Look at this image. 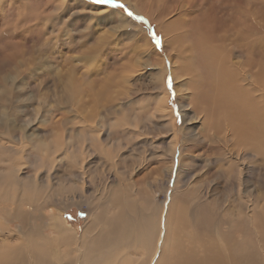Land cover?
Returning <instances> with one entry per match:
<instances>
[{"label": "rangeland", "instance_id": "rangeland-1", "mask_svg": "<svg viewBox=\"0 0 264 264\" xmlns=\"http://www.w3.org/2000/svg\"><path fill=\"white\" fill-rule=\"evenodd\" d=\"M115 3L124 7L100 5L93 0H0V79L10 84L18 79L10 103L7 100L10 96L0 89V123L7 126L9 147L19 148L24 142L28 153L36 154L37 145L45 134L51 135L55 142L62 139L53 135L57 134L53 132L57 128L68 126L66 129L74 128L81 134L83 125L79 124L77 115L86 112L96 116L98 123L103 120L102 124L113 120L111 111L120 110L116 119L125 117L131 121L134 119L131 116L152 115V94L160 80L152 75V67L155 64L160 65L156 69L165 66L168 72L164 83L177 121L178 137L184 144L178 162L171 163L160 156L161 151L167 150L170 136L159 125L154 129L147 125V134L138 139L132 138L126 127L124 133L115 128L111 138H114V143L123 144L121 155L112 151L107 155L96 146V155L92 159L91 156L86 158L87 169H91V182L84 181L90 193L112 192L114 198L104 205L96 201L92 206L84 204L82 208L70 206L65 213L60 207H55L51 215L61 213L66 216L67 222L80 233L96 220L94 227L101 229L103 235H110L124 221L129 222L127 218L135 215L138 212L136 209L153 211L158 228L157 236L153 237L154 243L150 244L153 253L144 256L130 250L133 253L130 260L143 264H150L152 259L171 257L177 250L189 252L193 244L199 247L196 251L199 256L196 252L192 253L198 260H204L212 248L208 252L201 250L200 243L201 248L205 247L203 249L215 245L225 253L223 250L230 243L224 239L229 237L236 246L252 245L255 252V221L264 219V153L257 152L256 148L255 153L243 149L239 158L230 146L217 139H209L211 134L207 135L200 124L186 123L185 111L180 103L186 100L187 108L194 110H191L193 101L185 97L188 86L183 84H186L187 78L184 76L185 79L175 81L170 69L175 62L172 58L175 52L171 49L175 50L176 46L181 49L185 43H190L195 29L204 26L205 37L215 49V58L211 59L215 63L210 60L211 65H219L225 71L229 69L228 65H238L240 71L246 69V76H258L264 71L261 69H264V0H115ZM42 11H45L44 14ZM20 15L29 22L26 20L17 26ZM173 23L175 26L169 34L170 39L173 37L170 48V44L165 43L163 25ZM179 23L182 28L178 27ZM195 24L197 27L193 26ZM16 26L19 28L17 34L8 36L12 27L14 30ZM242 32L247 33L244 35ZM177 37L179 42L176 45ZM148 44L150 50H145L144 46ZM148 51H151L152 57L147 55ZM124 65L136 69L127 75L120 74ZM206 74L204 85L207 83L205 86L210 91L211 79ZM225 79L229 80L228 74ZM228 80L226 83H231L234 88L242 86L237 79ZM71 85L83 89V104L73 101L74 96L69 91ZM256 97V101L263 106L264 101L260 96ZM70 106L75 108V112L70 111ZM37 112L36 122L31 124L26 137L14 135V128L24 127ZM242 115L248 123L250 113L243 111ZM257 129L255 125V137L260 138ZM231 153H235L234 156ZM139 155L142 156L139 158ZM17 157L22 168L28 164L20 155ZM132 163L136 164L130 168ZM74 169L76 171L66 174L56 169L55 174L63 176V182H69L74 180L73 175L81 171L79 165ZM132 169L138 171L136 174L133 172V176ZM35 176L36 171L30 170L23 178L32 183ZM80 182L77 184L81 185ZM121 195L127 197L128 206L118 205ZM47 218L48 221L40 225L32 222V229L38 232L36 239L42 238L43 232L51 228L52 220L49 216ZM125 223L127 230L128 224ZM124 226L120 229L125 230ZM138 254L142 257L138 258Z\"/></svg>", "mask_w": 264, "mask_h": 264}, {"label": "bare ground", "instance_id": "bare-ground-1", "mask_svg": "<svg viewBox=\"0 0 264 264\" xmlns=\"http://www.w3.org/2000/svg\"><path fill=\"white\" fill-rule=\"evenodd\" d=\"M44 12L42 11L43 14ZM26 20L28 19H23L22 15H20L17 20L18 24L16 25L18 26L21 23L27 22ZM173 24L168 26L163 25V28L165 29L163 30L166 35L165 43L170 44V48L173 44V37L170 39L169 34L175 26V23ZM196 25L197 24L193 26ZM17 26L14 30H12L14 26L12 27V33L8 34V36L17 34L19 30ZM178 27L182 28V24L179 23ZM210 31L212 32V30ZM242 33L246 35L245 33L247 32ZM242 33L240 35H242ZM220 35H223V33ZM214 36L217 37V35ZM207 38L210 39L208 34ZM220 39L222 40V38ZM213 40L214 37L211 41ZM209 41H207L205 37V27H197L195 29V36L190 43H185L184 47L181 46L182 50L178 49L177 46L176 48L174 47L175 50L171 49L172 52H175L174 56L172 55L175 62H173L174 66L172 67V70L170 69V73L175 81H180L184 76L187 78L186 84H183V86H188V90L185 88V97H189L194 103L191 110L196 109L195 111H190L187 108L188 105L186 104V100L180 103L182 109L185 111L186 123H189L190 121V124H200L202 126L201 129L207 131V135L211 134L209 139H217L225 146H230L233 152L235 151L237 153L236 156L239 158L243 149H249L255 153L256 148L257 152L264 153V143L262 142L264 141V103L263 106H261L260 103L256 101L257 95L258 97L260 96L259 98H261L262 101H264V71H261V69H264H260L261 75L258 73L259 75L255 77L257 79L255 83V78L247 75L248 78L246 76V69L240 71L238 65H232L229 67L227 64L229 69L226 71L223 70V67L221 66V68H219V65H211L210 60L214 57L213 51H215V49L210 46ZM178 42L179 39L177 37L176 45ZM215 43L213 42L212 44ZM144 49L150 50V45H145ZM146 53L148 56L152 57L151 51ZM15 54L18 53L15 52ZM198 56H200V59ZM225 63L227 62L225 61ZM159 66L160 65L155 64L154 68L152 67V75L158 76L160 80H157L159 82L157 84L158 86L156 87V91L152 94L153 111L152 115L148 117H142L138 114L130 117L134 118L132 121L125 117L116 119L117 114L119 116L121 113L120 110H117L111 111L110 113L113 120L106 121L102 124L103 120H101L100 123L96 122L97 117L94 115L91 116L90 113L86 112L83 115L79 114L77 115V119L79 120V124L83 125L81 134L80 130L77 131L74 128L66 129L68 126L66 128H57L53 130V132H56L57 134L53 133V135L60 139L62 137V139L55 142L51 135L45 134L44 139L39 145L34 143L38 146L36 154L28 153L26 147L27 144L24 142L20 144L19 148L9 147L10 141L7 135V126L0 123V259H2L0 260V264H143L138 261L132 262L130 260L132 259V252L130 250H136L144 256L153 253L150 244L153 245V237L155 234L157 236L158 232L153 217V211L142 212L140 208L136 209L138 212L127 218L129 220V222L127 221L128 223L126 222L128 225L125 221L123 222V225L120 223L122 225L121 227H123L125 223L128 226V229L126 230L125 226V230L120 229L121 227H117L112 233L110 232V235H103L104 232L102 233L101 229L94 227V225H97L96 220L88 226L86 225L87 227H85L83 232L80 233L75 227H73L74 225L72 226L67 222L68 218H66V216H62L61 213L51 215V211L52 208L60 207L65 213L70 206L77 205L81 207L84 204L92 206L96 201L101 205H104L109 199L114 198L112 192H101L98 194H94L93 192L90 193L86 190L84 181L87 179L89 184L91 182V180H89L92 179L90 176L91 169H87L89 166L86 163V158H90L91 156L92 159V156L94 154L96 155V146L99 150L101 149L102 152H105V154L109 151L120 154L121 148L123 149V144L120 145L118 141L114 143V138H111V134H113L115 130H122L124 133L126 127V129L129 130L130 136L138 139V137H145L147 134V131H145L147 125L152 129L157 128V125H159L160 129L165 130L166 133L169 134L167 136H170L169 146L166 151H161L160 156L169 159L171 163H174V161L178 162V155L180 150L184 149V144L181 143L178 137L179 129L176 127L177 121L174 117L173 109L170 106L169 91L164 83L168 69L164 68L165 66L161 69L155 68ZM146 68L150 67L146 66ZM135 69L134 66H131L130 68L129 66L124 65L120 68V74L127 75ZM205 72L211 79V84H209L211 87L210 91H208L206 87L207 83L205 84L206 86L204 85ZM227 74L229 75L230 82L232 79H237L240 83L242 82V86L238 85L237 88H234L231 86V83H226L228 80L225 79ZM0 80L2 81H0V89L3 93L10 96H6L10 103L12 94L15 95L13 91L16 89V82L18 79L13 81V84H10L6 80ZM212 80L214 81V84L212 83ZM219 84L220 87H218ZM65 86V88H67V85ZM71 86L72 88L70 87L71 90L69 91L74 96L73 101L83 104V97L81 95L83 94V89L80 87L78 88L77 85ZM255 94L257 95L255 96ZM209 96L211 97L209 98ZM60 97L62 96L60 95ZM259 98L258 100H260ZM69 99L71 102V98ZM64 103H66V101ZM77 108L79 107L77 106ZM73 109L75 108L72 107L70 111L75 112ZM243 111L250 113L248 123L243 119ZM39 112L35 114L34 118L28 120L24 127H15L14 135L26 137L28 129H31V124L36 122ZM203 112L207 114V117ZM193 114H195L194 117ZM99 117L100 115L98 114V120L100 119ZM255 125L258 127L257 131L260 133V138L255 137ZM96 126L97 128L94 129ZM127 137L128 136H126V138ZM197 137L200 136L197 135ZM231 154L234 156L235 153ZM19 155L21 159H26L28 162L23 168L17 161V156ZM141 156L142 155H139V158ZM135 164L136 163H132L130 168ZM77 165L80 166L81 171H78L73 176L71 175L74 180L71 179L69 182H63V176L58 175L57 177L55 174L57 172L56 169L62 170L65 174L73 172ZM30 170L36 171V176L32 183H29L23 178ZM83 171L89 176H85V174L82 173ZM133 172L136 174L138 171L132 169V176L134 175ZM78 182H80L81 185L77 184ZM124 196L121 195L120 203L118 205L128 206L127 197ZM104 197L106 198L104 199ZM48 216L52 220L51 228L48 231L43 232L42 238L36 239L35 237L38 236V232L32 229V222L35 221L40 225L43 222L48 221ZM213 219H215V217ZM17 225L18 228L15 229ZM110 230H112V226ZM231 239L232 237L224 239L227 240V243H230L228 247L224 248L223 251H226L225 253H222L221 248L217 246L214 247L215 245L203 249L205 247L203 246V248H201L202 243H200L201 250H206V252H208V249L212 248L210 253L208 252L206 256L204 255V260H198L196 258L197 256L195 257V253L192 252H196L199 247L196 248V245L189 241L190 244H193V247L189 249V252L185 250L186 253H184L178 252L177 250V252L172 254L171 257L157 258L158 260L152 259L150 264H264V219L261 222L255 221V252L252 251V245L246 247L236 246L233 241L231 242ZM228 240H230V242ZM141 254H138L137 257L141 258ZM196 255H198L197 252Z\"/></svg>", "mask_w": 264, "mask_h": 264}, {"label": "snow or ice", "instance_id": "snow-or-ice-1", "mask_svg": "<svg viewBox=\"0 0 264 264\" xmlns=\"http://www.w3.org/2000/svg\"><path fill=\"white\" fill-rule=\"evenodd\" d=\"M94 3L100 4V5H113L114 7H124L122 4H116L115 0H93ZM131 15V13H129ZM157 43L159 44V38L157 37Z\"/></svg>", "mask_w": 264, "mask_h": 264}]
</instances>
